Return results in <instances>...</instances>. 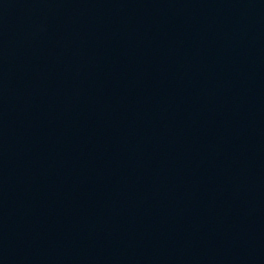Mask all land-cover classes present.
Returning <instances> with one entry per match:
<instances>
[{"label": "water", "instance_id": "water-1", "mask_svg": "<svg viewBox=\"0 0 264 264\" xmlns=\"http://www.w3.org/2000/svg\"><path fill=\"white\" fill-rule=\"evenodd\" d=\"M0 264H264V0H0Z\"/></svg>", "mask_w": 264, "mask_h": 264}]
</instances>
